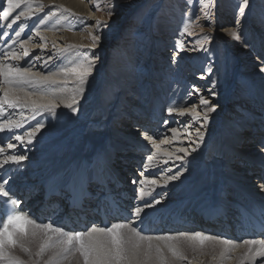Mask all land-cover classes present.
<instances>
[{
	"label": "bare ground",
	"instance_id": "bare-ground-1",
	"mask_svg": "<svg viewBox=\"0 0 264 264\" xmlns=\"http://www.w3.org/2000/svg\"><path fill=\"white\" fill-rule=\"evenodd\" d=\"M40 5H42L43 7H41L37 12L36 8ZM2 10L9 12V20L4 21L3 17L0 18V34H2L3 31L8 30L7 25L11 23L12 18H14L16 15L19 16L21 12L24 13V17L21 16L23 17L21 19L23 21H19V29L17 26L18 23L12 25L10 38H4V41L18 39L15 43L17 45H20V40L23 39L24 36L16 37L15 35H13L14 37L12 38L11 35L14 34L15 31L21 32L22 29L27 25L24 22L32 21V19H35L36 21V18L40 16L47 17L51 20L55 18L59 21L57 22V26L48 23L45 24L44 22V24L38 28L43 29V31L47 30L46 32L49 34V36L54 37L52 40L56 41V44H58V40H60V43L65 44V47H63V49L68 50L66 54L74 55L76 52H78L75 49L69 48V46L71 45H83L84 49L91 47V40L89 36V33H91L90 28H88L87 30L82 29V32L79 30L80 33H78V31H69L70 29H81L83 28L81 26L90 25V23L93 21V19H91L92 15L90 12V7L86 5L84 0H30V3L29 0H24L20 8L13 9H9L6 0H3ZM30 12L34 14L31 15V19H28ZM53 13H55V15H53ZM164 26L163 27L167 29L169 27V24H165ZM33 31L37 32L38 30L34 29ZM231 31L232 28L226 26L221 31V34L219 36L222 38H228ZM81 35L82 37H80ZM82 39L84 40L82 41ZM253 40L255 47H263V45L260 46V44H258V39L253 38ZM101 41H103V39H101ZM154 43L156 45V51H158L159 48H164V43H161L157 40H155ZM27 45V49L33 56L42 54L40 48L34 51L30 50L29 47L34 46L32 42H29ZM4 49L5 44L2 43L0 45V51H3ZM9 49H12L11 46ZM57 50L59 49L57 48ZM93 51H95V49H93ZM43 54L45 56L51 55V51H48V48H45L43 49ZM66 54L65 56L61 57L60 60L67 61V59L69 60V58H71L70 55L66 57ZM0 57L3 56L0 55ZM131 58V52L122 50L119 51L118 54L112 55L110 60H102L101 63L103 64V68L105 66V69H107L106 74H108V76L105 77L104 74L97 73V80L100 85L102 84V89L98 90L97 94L93 95V97H90L92 99L91 104L94 105H89L90 107L87 108V110H89L85 112L86 116L81 118V120H83V125L80 129L82 131L79 134H75L74 136H66V133L68 131H75L77 129V126L75 125L74 120L71 122H65V120L68 118H74L70 117V113H68L69 109L64 108L63 106L57 109L59 116L56 119H58V121L52 120L48 116L42 117L40 114L36 115V120H44V122L46 123V128L42 129V134L38 136L33 145L27 147V159L23 161L19 166L9 164L6 165L4 169H0V175H7L6 178H11L12 189H14L15 191H24L31 186L34 189H36L37 187L42 188L45 184H47L48 186L61 188L65 185L74 186L80 178H82L84 181L87 179L93 180L91 173L98 168L99 158H103V161L106 165L116 170L113 173L122 180L121 182L127 185L125 191H128L130 193V196H132V189L134 185L130 184L127 181V175H130V172H132L130 171V167L132 165L137 167L139 170L144 169V167L140 166V159L145 158V156L138 153V150L142 149L143 151H147V149H150V147L147 146L148 143L144 144L138 141L136 142V140L132 139L126 141L124 139V136H122V133H124L123 130H125L129 126V123H132L138 130H146L145 132L149 131V134L152 135V129L154 125H151L149 128H147L146 120H152L153 118L157 119L158 116L162 115L161 105L164 101H166V98L168 97L169 100H167L168 102L166 101L167 104H165L164 106L170 104L169 106L182 108L184 107V102L187 101L186 98H188V96L186 95V93H180L179 89H176L177 93L175 92L176 94L174 93L173 96L170 94L167 95L168 93L172 92V89L171 91L168 90L167 86H163L165 83L162 84L161 81L159 82L161 86L151 84L152 86L149 85L150 88H148L144 85L146 87L145 90V87H142L139 91H137V88L132 87L135 84L134 82H136L135 80L137 78H134V73L132 72H136L137 69L136 67L133 69L131 66V71L128 70V67H130L131 65L128 62L130 61L132 63ZM260 61L262 63V68H264V61L262 59ZM20 62L21 65H24L23 63H26V60H20ZM10 63H13V61H10ZM60 63V61H57L56 63H54V66L56 64L57 68L61 65ZM164 63V57L157 59L153 57L152 62L150 63V70H147L149 77L147 78L146 82L148 80L153 81L156 78H162V75H164V70H166V64ZM58 64L59 66H57ZM49 71L55 72L54 69H51ZM57 79H60V77H57ZM70 80V77H68V81ZM93 81L95 80L93 79ZM141 85H143V83L140 84V87ZM258 85L259 88L263 89L264 72H262L261 80L258 81ZM170 86L173 87L172 84ZM2 88H4V85L2 84V82H0L1 94L3 93ZM165 95H167V97H165ZM60 98L61 97L57 96L58 100ZM85 98L86 96H84V99ZM259 102L260 105L256 104V106H252L255 104L252 102L250 103L249 101L244 102L243 100L242 103L246 104L248 111H245L240 107L238 109L234 107L235 113L227 110L226 114L223 116L224 118L222 125L224 126L225 124H230L231 126L227 127V129L224 130L221 136L216 133H211L208 135L214 137L211 139H208L207 136H205V140L198 151L185 159L184 167H191L192 169H196L193 172H188L191 170L188 169V171L182 177V181H185V184L189 185L185 192H182L181 189L177 186L179 181L172 182L167 187L155 186L154 191L153 185H151L150 188L147 187L148 184L139 186V188L143 187L145 193H148L150 195H144L143 197H141L139 192L136 197L132 196V200H128L127 203L130 204V208H128V212L131 214L130 220L134 219L132 213L135 207L142 205L145 201L149 202L153 197L158 198L159 194L160 196H167V194L169 193L170 195H172L174 201L168 200L169 202L167 203V205L162 206L161 204H159L155 206L156 208L145 209V212L142 214V218H155L157 217V214H161V218H163L164 216H169L167 222L163 224L164 226H167L168 223L174 221V219L172 218L173 215L168 213L177 211L178 213L176 215L174 214L176 220L178 218L180 219V217H183V219L187 220L190 225L201 226L202 223H205L207 228L213 229V231L208 232L211 233L218 230L224 232L228 236L233 237L232 239L236 244L235 247H232L226 253L229 258L223 259L222 261L219 259V257L221 252L223 251V246L220 245L222 246L220 251V248H216L217 253H215V255L218 254V256L214 260V264H231V262H233V264H249V261L245 258V253L248 251V246L244 244L238 245L236 243V241H238L237 233L231 230V228L234 227V224L231 220L235 217V209L239 205L245 206L247 208L258 207L264 210V204H262L264 203V191L261 190V186L264 185V165L262 166V163H264V155L261 154V156L259 155L255 158L250 157L249 155H246L244 153V151L247 152L248 150H244V145L242 146V142L247 138H249V141L251 142L254 140L257 141L258 139L256 138L258 137H264V112H262V110L260 109V107H264V93L263 95H261V98L259 97ZM146 104H149L150 106L146 107ZM146 110H149V112L146 113ZM8 111L12 115L17 113L19 115L17 120L20 118L19 110ZM25 115H30V113L25 112ZM13 118L15 119V116ZM106 118H108V120ZM174 119H178L180 121V124L182 125H184L185 122L189 124V122L191 121V117L189 115L181 117L176 113H173L172 115L168 114L164 119V121H168V124L163 125V127L169 125L166 128L170 129L172 122H174ZM151 120L149 122H151ZM34 124L35 121H31V125ZM194 124L195 123L192 124L193 130H195ZM29 126L30 125L26 124L25 129H27ZM119 127L122 128L120 129ZM192 128H189V130H192ZM25 129L16 131L23 132ZM64 129L67 130L61 132V130ZM168 129H165V127L163 129L161 127L159 128V131L157 133H159V136L161 134V136H167V140L170 141V137H172L173 139V133ZM190 133H192V131ZM107 134L109 135L106 137L105 135ZM11 135V133L0 132V147L2 146L1 143L7 141ZM259 140H261V138ZM180 141L183 140L177 138V144L183 146L184 143L181 144ZM10 142L17 143V148L9 150L7 149V147H4L6 154L14 153L17 151L23 153L25 151V148L20 146L18 142H15L13 140H10ZM260 144L264 146V140L263 142L261 141ZM166 145L164 144L161 147L164 148ZM103 147L105 148L103 149V151H101ZM151 148V151L155 152V148L153 145ZM263 148L264 147L260 149V152L262 153L264 152L261 151L263 150ZM164 149L167 150L168 148L166 147ZM242 150H244L243 153L241 152ZM33 153H36L35 158L32 157ZM140 155L142 156L140 157ZM166 159H168V157H165L164 153H157L156 156H154L153 161L151 162L148 172L144 173L145 176L151 174L150 177H156L155 174H157L158 171L160 173H164L166 171L165 169H169L177 165H170L169 161L167 164H165L164 161ZM258 159L263 161H260ZM232 162H234V164H232ZM179 163L180 162L178 161V164ZM234 165H236L237 167L233 170L232 166ZM175 171L176 169L173 171V173ZM190 173L192 174L189 175ZM224 173H226V175H223ZM228 173L229 175H227ZM164 175L165 174L159 177L158 183H164V180L166 179V176ZM145 176L143 175V177ZM132 177H134V175H132ZM124 179H126V182L124 181ZM254 181L256 182V184L258 183L257 189L261 191L260 193L258 192L255 194H250L251 191L249 190V188L250 186H252L250 185V182L252 183ZM31 194L32 193H30V197ZM33 194L36 195L35 198L38 196V192H36L35 190L33 191ZM259 194H261V196H259ZM185 196L186 198L183 199ZM23 197L24 194L20 197V202L22 201ZM41 199V197H38V200L41 201ZM163 201L164 199L162 200V202ZM216 206L224 209L226 214L225 216H223V218H221L223 220H219L220 223L219 221L215 222L213 219L203 221L202 217H209L210 210L212 211ZM96 225L101 226V222H98ZM225 225H229V227L227 229L223 228ZM176 226L177 224H175V227ZM177 227L179 230H181L180 228H183H179V226ZM194 229L195 230L190 231H203L199 228ZM208 232L205 233L208 234ZM259 240L260 239H258L257 241ZM209 244L212 247H216L218 245L214 244L213 242H209ZM241 246H243V250L241 249ZM253 252H255V246L253 247ZM198 254H196L195 256H198ZM201 258H203V256L198 258L195 263L191 262V264H200ZM253 259L256 261V264H264V257H253ZM205 263L206 261H204V264Z\"/></svg>",
	"mask_w": 264,
	"mask_h": 264
},
{
	"label": "rangeland",
	"instance_id": "rangeland-1",
	"mask_svg": "<svg viewBox=\"0 0 264 264\" xmlns=\"http://www.w3.org/2000/svg\"><path fill=\"white\" fill-rule=\"evenodd\" d=\"M84 1L86 5L90 7V12L92 15L91 19H93V21L90 23V25L81 26L83 27L81 29H70L69 31H78V33H80L82 29L87 30L88 28H90V32L94 33L95 28L92 26H94L97 21L107 22V26L102 27L100 29V32L98 33L99 35H101V39H103V41L99 42L98 46L95 48L94 51L99 56V59L97 60L94 73L92 77H90L89 82L86 86V94L84 93L82 98L78 97V99H80L79 111L76 114H73L70 110H68V113H70V117L74 119L68 118L65 120V122H71L74 120L77 129L75 131H68L66 133V136H74L75 134H79L82 131L80 130L82 128L81 126L83 125V120H81V118L86 116L85 112L89 110H87V108L90 107L89 105H94L91 104L92 99L90 97H93V95L97 94L98 90L102 89V84H99L96 76L97 73L104 74L105 77L108 76V74H106L107 69H105V66L103 68V64L101 63L102 60H110L112 55H116L119 53V51L122 50L131 52L132 63L130 61L128 62L129 64H131L130 67H128V70L131 69V66L133 69L135 67L137 69L136 72H132L134 73V78L137 77L135 80L136 82H134L135 84L132 87L137 88V91H139L142 87L144 88L145 86L148 88H150V86L152 85L161 86L159 83L161 81L162 84L165 83L163 85L164 87L167 86L168 90L171 91L172 89V92L174 91L173 93L171 92L167 95L170 94L173 96L175 92L177 93L176 89H179L180 93H186V95L188 96V98H186L187 101L184 102V107L186 106L190 111L193 105H195L197 111L201 112L202 114L203 108L199 104V96L188 95V93L192 91L193 86L195 85L201 90L200 94L204 95L206 99H209L211 103H215L217 105L216 111L209 114V122L207 126L203 129V131L205 132V136H207L208 139L214 138L213 136H208L209 134L216 133L221 136L224 130L227 129V127L231 126L230 124H225L224 126L222 125L224 118L223 116L226 114L227 110L235 113L234 107H236V109L240 107L241 109L248 111L246 104L242 103L243 100L244 102L249 101L250 103H254L255 105L252 106H256V104L260 105L259 97L261 98V95H263L264 93V87L263 89H261L258 85V81L261 80L262 75V63L260 60L262 59L264 61V0H250V5L246 9V14L244 16H240L238 14V5L243 3V0H203V2H207L210 5H214V7L210 9L211 15L208 16L207 19H205L204 13L206 10L203 8L201 0H196V3L194 5L192 4V0H115V14L111 17L108 16L107 12L109 0ZM1 11H3L2 7H0V13H2ZM1 17L2 16H0V18ZM23 17H21L19 21H23L21 20ZM190 17L194 18L188 25V32L184 35H181V32L184 28V23L185 21L189 20ZM43 18L44 17L39 16L38 18H36V21L35 19H32L33 23L32 21L24 22L27 25L21 31V36L24 37L20 41L22 42V40L31 37L29 42H32L35 47L30 46V50L34 51L38 48L42 49L43 46V49L48 48V51H51L52 54L57 51V48L59 50L63 49V47H65V44L60 43V40H58V44H56V41L52 40L54 37L49 36V34L46 32L47 30L43 31V29L36 27V25L38 24L39 27L44 24L40 23V20ZM19 21L17 22L18 29L20 27ZM237 21H239V23ZM44 22L45 24L48 23L57 26V22L59 21L55 18L53 20L47 18L44 19ZM165 24H169V27L167 29H165ZM226 26L231 27L232 31L231 33H229L228 38H222L219 35ZM34 29L38 30L37 32H39V35L36 34V31H33ZM232 32H236L237 36L234 37L232 35ZM205 34L210 37V39L203 40L202 37ZM13 35L14 34L11 35L12 38L14 37ZM41 37H43V40L41 39ZM80 37H82V35ZM4 38L6 39L7 37H3V39ZM253 38L258 39V44H260V46L263 45V47H255ZM154 39L161 43H164V48H159V50L156 51ZM17 40L18 39H13L6 42L9 48L11 46V48L14 49L18 54L22 55L23 48L21 47V44L17 45L15 43ZM83 40L84 39H82V41ZM178 40L181 42V47H177ZM197 40H199L200 43H196ZM1 44L2 43H0V45ZM53 44H55V47H53ZM26 45H24V47L27 48L28 45ZM201 45H203L204 50H198L201 48ZM68 55L70 54H66V57ZM79 55L80 52H76L74 55H70L71 58H69V60L67 59V61H62L59 59L55 62H50L47 67V69H49H45L43 74L47 75L49 73L47 71L51 69H54L55 71L58 68L74 66V62L77 60V57ZM153 57L156 59L164 57V64H166L165 69L167 71L164 70V75H162V78H156L153 81L148 80L146 82L147 78L149 77L147 70H150V63L152 62ZM1 58L4 61H2ZM9 58H5L3 56L0 57V61L1 63L12 61L11 59L9 60ZM57 61H60L61 65L59 66L58 64L57 66L59 67L56 68V64L54 66V63H56ZM17 62L21 64L20 61H13L14 64ZM23 64L25 66L26 63ZM33 71H39V67L34 68ZM202 76L203 78H201ZM69 77L71 79L69 81L70 87L72 86L71 81L73 80V78L71 76ZM93 79L95 81H93ZM213 81H216L217 83V87L215 88V97H212L209 91V89H211L212 87ZM142 83L143 85H141L140 87V84ZM171 84L173 85V87L170 86ZM146 87L144 88V90L146 89ZM167 95H165V97H167ZM84 96H86L85 99L88 102L84 99ZM167 100H169L168 97L166 98V101ZM166 101H164L161 105L162 115L160 118H158L156 123H153L154 126L152 132H158L159 128L161 127L163 129L164 127L165 129H168L166 127H168L169 125L163 127V125H165L164 119L168 115L167 108L170 105L169 104L167 106H164L168 102ZM83 104H85L86 106ZM145 106L147 107L150 105L146 104ZM260 109L262 110V112H264L263 106L260 107ZM147 112H149V110H146V113ZM13 115L15 116V119L19 117L17 113ZM13 115L12 117H14ZM106 119L108 120V118ZM150 120L151 119H149L148 121L146 120V125H149L148 122ZM55 121H58V119H55ZM174 122H172L170 128H177L178 130H180V136L178 137V139L183 140V147H187L189 141L195 138V130H193L192 127V130L186 128L185 125L188 124L187 122H185L184 125L180 124V121L178 119H174ZM131 124L129 123V126L125 130L122 129L124 131V133H122V136H124V139L126 141L132 139L136 140V142L138 141L144 144L148 143L147 146H149L150 149L148 148L147 151L138 150V153L145 156V158L140 159V166L144 167V164L147 162V156L153 154V152L151 151L152 144L147 139H145V135L149 134V131L145 132L142 130H138L136 127H134V124ZM194 127H199V122H196L194 124ZM119 128L121 129L122 127ZM65 130L67 129L61 130V132H64ZM191 131V136H188L187 132ZM108 135L109 134L105 136L107 137ZM161 135L158 136L159 140L156 138L157 143H159L160 140L168 138L167 136L163 135V137ZM260 138L261 140H259ZM256 139L258 140H254L251 142L249 141V138H247L246 140L244 139L245 141L242 142V146L244 145V150L246 149L248 151L245 152L244 150H242L241 152L243 153L244 151L246 155H249L253 158L259 155L261 156V154L264 155V152H260V149L264 147L262 144H260L261 141L263 142L264 137H258ZM172 141L173 139L172 137H170L169 143H166L167 145L165 144L166 146L164 148L167 147L168 152L176 153V149L181 147V145L177 144L176 141ZM9 142L10 140L8 139L7 141L1 143V147L6 148ZM164 148L161 147L160 153L165 152L166 149ZM261 151H264V148ZM142 155H140V157ZM177 155L183 154L178 153ZM164 156L167 157L165 154ZM32 157L35 158L36 153H33ZM169 163L170 165L177 164L175 167L170 168L172 169V172L175 169L177 170V168L180 166V163L178 164V161H175L174 156L172 160H169ZM232 164H234V162H232ZM263 165L264 163H262V166ZM236 167L237 166L234 165L232 166V169L234 170L236 169ZM187 168L191 169L188 172H193L196 170L192 169L191 167ZM130 171H132L130 172V176L134 175V177H132L131 183H129L134 185L133 187L136 189L137 192L133 191L134 189H132V196L136 197V194H138L139 192L137 190V187L141 185L139 183L134 184L132 181L134 179L139 181L140 179H143L145 177H143V175L141 176L143 170H139L133 165L130 167ZM163 174H165L164 176H166L167 172L165 171L164 173H160L158 171V173L155 174L156 177L151 178L156 179L158 183L159 177ZM191 174L192 173H190L189 175ZM150 175L151 174L146 176L150 177ZM223 175H226V173H224ZM227 175H229V173ZM130 176L128 175V181L130 179ZM158 184H162V182H159ZM250 185H252L249 188V190L251 191L250 194H255L258 192L260 193L261 190L257 189L258 183L256 184V182L254 181L252 183L250 182ZM177 186L181 189L182 192H185L189 185H186L185 181H182L181 179V181L179 180ZM147 187L150 188L151 184H148ZM259 196H261V194H259ZM161 197L164 198V201L161 203L162 206L167 205L169 201L173 200L172 195H170L169 193L167 194V196H160L159 194L157 199ZM185 198L186 196L183 199ZM149 202H151V200ZM177 213L178 212H173L168 214L174 216V214L176 215ZM160 215L157 214L156 216L160 217ZM38 243L39 241L36 240L33 241V243L31 244V250L33 253L31 257L21 252L19 248L13 249L12 252L15 256L25 261V264H33V261L37 259L34 253L37 251ZM236 243L238 245H243V240ZM180 248L182 253L186 257V260L182 262H177V264H189V262L190 264L191 262L195 263V261L201 256H203V258H201L200 264H204V261H206L205 264H214V260L218 256V254L215 255V253H217L216 248H220V251L222 246L218 244L216 247H212L209 242H207L203 248H194L190 246L187 242H182L180 244ZM241 249H244L243 246H241ZM196 254H198V256H195ZM51 255L52 250L45 252L43 257L39 258L40 264H44V262ZM0 264H2V262H0ZM64 264H82V261L79 259L78 254H74L72 257H70L69 260L64 261ZM231 264H233V262H231Z\"/></svg>",
	"mask_w": 264,
	"mask_h": 264
},
{
	"label": "snow or ice",
	"instance_id": "snow-or-ice-1",
	"mask_svg": "<svg viewBox=\"0 0 264 264\" xmlns=\"http://www.w3.org/2000/svg\"><path fill=\"white\" fill-rule=\"evenodd\" d=\"M23 2L24 0H6L9 9L20 8ZM201 2L206 10L204 15L207 19L211 15L210 9L214 5L203 2V0ZM195 3L196 0H192V4ZM249 5L250 0H243V3L238 5V14L244 16ZM0 7H3V0H0ZM41 7L43 6L37 7L36 11L38 12ZM115 9V0H109L107 7L109 17L115 14ZM32 14L34 13L30 12L28 19H31ZM23 15L24 13L21 12L19 16L12 18L11 23L7 25L8 30L0 34V43L5 44V49L0 51V55L6 58L10 57L12 61L26 60V66L19 63H0V82L4 85L3 93L0 95V132L11 133L9 139L18 142L20 146L25 148V151L23 153L17 151L6 154L4 147H0V157H2L0 158V169H4L9 164L19 166L27 159V147L33 145L38 136L42 134V129L46 128L43 119L36 120L37 114L55 120L59 116L57 109L61 106L69 109L73 114L79 111L80 99L78 97H83L99 59V56L93 51L102 38L98 33L102 27L107 26V22L101 21H97L92 26L95 28V32L89 33L91 47L84 49L83 45L69 46V48L80 52L74 66L58 68L57 71H49L47 75H44L43 72L47 69L49 62L61 59L68 50L60 49L51 55L45 56L42 46V54L33 56L24 47L29 43L31 37L22 40V55L14 49H9L3 37L10 38L12 25L17 24ZM0 16L3 17L4 21L9 20L8 11H3ZM193 18L190 17L189 20L185 21L181 35L188 32V25ZM44 19H47V17L40 20L41 24L44 23ZM237 22L239 23V21ZM36 27L38 28L39 24ZM36 34L39 35V32ZM14 35L19 37L21 32L15 31ZM232 35L235 37L237 33L232 32ZM41 39L43 40V37ZM202 39L208 40L210 37L205 34ZM196 43H200V41L197 40ZM53 47H55V44H53ZM177 47H181L179 40L177 41ZM198 50H204L203 45ZM37 67H39V71L34 72L33 69ZM261 71L264 72V68H261ZM69 76L74 78L71 81V87H69ZM57 77H60V79H57ZM216 87L217 83L213 81L212 87L209 89L212 97L216 95ZM200 93L201 90L194 85L188 95L199 96V104L203 108L202 114L197 111L195 105L190 111L186 106L183 108L169 106L167 108L169 115L176 113L181 117L186 115L191 117L189 124L185 125L186 128H191L193 123L199 122V127L195 128V138L189 141L187 147L181 146L176 149V153H183V155H177L167 150L164 152L168 157L164 161L165 164L172 160L174 156L175 161L180 162V166L174 173L170 168L166 170V179L162 185H158L156 179L148 176L139 181L134 179L132 181L134 184L139 183L141 186L151 184L154 186V191L155 186L167 187L171 182L181 180L188 171V168L184 167V161L198 151L204 142L205 132L203 129L209 122V114L215 112L217 108L215 103H211L209 99H206ZM57 96L61 98L58 100ZM8 110H19L20 118L18 120L14 119ZM25 112L30 113V115H25ZM31 121H35V124L31 125ZM164 123L168 124V121L165 120ZM26 124L30 125L27 129H25ZM21 129L25 130L23 132L16 131ZM169 131L173 133V141H176L180 135L179 130L170 128ZM187 135L191 136V133L189 132ZM158 136L159 133L157 132H153L152 135H145V139L154 146L156 151L147 156L142 175L148 172L151 162L154 156L160 152L161 146L169 143L167 138L157 143L154 137L158 138ZM180 143L183 144V141H180ZM16 148L17 143L9 142L7 144L9 150ZM261 190L264 191V185L261 186ZM139 192L141 197L150 195L145 193L143 187L139 189ZM163 199V197L160 199L153 197L151 202L145 201L142 205L135 207L132 213L134 219L128 222L112 223L110 226L93 224L86 230H66L62 225H56L51 221L45 223L42 218H37L30 212H25L20 207L21 202L12 191L11 178L0 175V204L7 207L6 213L0 214V262L2 264H25V261L15 256L12 250L19 248L21 252L31 257L33 255L31 244L36 240L39 243L37 251L34 253L37 259L33 261V264H40L39 258L43 257L44 253L49 250H52V255L48 257L44 264H64V261L69 260L74 254H78L82 264H177V262L186 260L180 248L182 242H187L194 248H203L207 242L222 245L223 251L219 259L222 261L229 258L226 253L236 246L235 241L232 239L207 234L203 231H180L176 234L153 235L147 234L142 228L135 226L136 222L141 221L145 209L154 208L156 205L161 204ZM243 244L248 246L245 258L249 261V264H256L253 257H264V240L246 239L243 240ZM254 246L255 252H253Z\"/></svg>",
	"mask_w": 264,
	"mask_h": 264
}]
</instances>
